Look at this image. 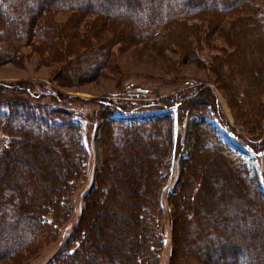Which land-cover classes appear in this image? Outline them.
Segmentation results:
<instances>
[{"label":"trees","instance_id":"16d2710c","mask_svg":"<svg viewBox=\"0 0 264 264\" xmlns=\"http://www.w3.org/2000/svg\"><path fill=\"white\" fill-rule=\"evenodd\" d=\"M34 1L38 0H0L1 62L18 61L21 48L35 38L39 43L35 48L48 50L52 56L45 57L54 59L60 68L74 69L75 74L69 77L78 83L103 71L116 44L123 48L140 45L157 54L179 48L189 57L188 62H199L205 50L220 52L226 45H233L235 54L229 56L225 72L230 74L229 83L234 90L238 88L237 95L247 97V92L251 99L260 98L251 107L245 102L254 122L248 118L244 122L256 135H250L247 128L242 136L230 125L217 96L206 83L157 99L124 101L116 98L125 95L119 91L123 88V74L116 82L114 94L100 100L76 98L100 104L98 117L93 120L83 109L66 105L73 97L61 92L52 81L0 83V162L16 161L19 171L22 168L25 173L18 174L21 183L11 181L17 191L19 185L27 192L33 189L32 196L16 206L13 187L0 185V228L4 227L15 241L10 248L0 250V264H25L43 250L42 246L57 238L62 224L71 216L73 193L86 178V147L75 116L87 126L100 122L103 161L63 247L45 264H158L163 246L161 168L172 143V113L134 120L115 116L152 106L175 110L181 126L187 115L196 116L191 130L192 150L188 157L181 158L180 181L175 190L165 194L174 243L168 264H215L218 254L223 259L220 264H264V193L257 187L247 163L222 138L219 129L255 155L264 151V138L257 132L264 115V0H93L88 4L78 0H40L29 6ZM57 15H64L65 19L57 21ZM235 32L237 43L233 44L230 42ZM211 57L215 59L209 61L213 65L223 62L214 52ZM236 101L240 106L244 104ZM20 115L23 119L17 122ZM202 145L209 150L199 154ZM142 148L146 151L141 156L137 152ZM175 149L179 157L180 145ZM19 152L28 154L32 162L17 163ZM38 158L43 160L41 165L36 162ZM224 159L229 161L231 172L251 190L242 187L247 195L241 197L237 193L228 200L227 194L226 200L218 203L217 195L212 193L214 201L208 205L201 197L211 194L209 181L215 177L213 174L222 175L221 170L214 169V162ZM137 160L139 166L135 164ZM35 173L37 187L31 180ZM225 178L226 193L232 192L230 176ZM123 183L130 187L132 197L129 206L122 208L125 212H121L123 205L119 201ZM8 191L15 193L14 197L3 196ZM236 191L240 192L238 188ZM103 202L108 205L107 210L93 215L107 218L104 223L108 244L103 249L104 260L93 262L99 245L95 239L101 227H94L95 216L90 214L93 205ZM250 225L257 228L246 236L244 230ZM235 237H240V245L234 244ZM233 244L235 254L227 251Z\"/></svg>","mask_w":264,"mask_h":264},{"label":"rangeland","instance_id":"374dc122","mask_svg":"<svg viewBox=\"0 0 264 264\" xmlns=\"http://www.w3.org/2000/svg\"><path fill=\"white\" fill-rule=\"evenodd\" d=\"M79 1L84 2V4H88L93 0H78V2ZM36 2L38 4L40 0ZM36 2L34 1V4L28 5L33 6ZM64 19V15H57V21H62ZM235 36L236 32L233 34V42L230 43H237ZM7 38L10 37L7 36ZM37 43L35 42L34 38V40L30 42V44L22 47V57L18 61H0V83L11 81L19 82L29 79L39 80L46 84H49V82L52 81L56 84L55 87L58 88L61 92L73 97L71 100H68L66 102V105L75 106L78 109H83L90 120L98 117L97 110L100 108L98 106L100 104L91 101L82 102L77 100L76 98L85 100H100L106 96L114 94L117 90L116 82L119 81L120 75L123 74L125 75L122 79L123 88L120 87L119 89L121 90L119 91L123 90V94L125 95L119 97L116 96V98H121L122 100L126 99L124 101H127V99H131L133 101L141 102L145 101L146 99H157L166 94H171L175 91H180L188 87H194L199 83H206L210 86V88H212L214 94L217 96L218 102L221 105L230 125L242 136H245V131L247 130V128L250 129V124L245 123V119H250V116L253 115L250 107L254 106L257 101L260 100V98L251 99L248 96L247 92L246 94L248 98L246 97V95H244L243 97L237 95L238 88H235L234 90L232 84L229 83L230 74L225 72V70L228 67L227 62L230 61L229 56H231V53L232 55L235 54L234 52H232L233 45H226V49L223 48L222 51L220 50V52L205 50L201 52L200 57L202 59L199 60V62H188L186 60L189 57H187L186 55L184 56L179 48H173L171 50H167L165 52L157 54L155 51H151L140 45L130 48H123L116 44L111 50V54L105 68L99 75L94 76L88 80H82L78 83H74L69 76L75 74V70L60 68L59 64L53 58V60H51L45 57L52 56L48 50L44 49L43 47H40L39 49L35 48L38 47L39 43ZM221 43L222 42L220 41L217 42L218 45H221ZM213 52L217 54L218 59L220 58L223 61L222 63L213 65L212 62H209L211 60H215L213 59L214 57H211V53ZM208 64L209 67H207ZM238 79H240L239 76ZM13 97L16 96L13 95ZM237 99L244 101V104L242 103V105L240 106L236 101ZM245 102H248L250 107L246 105ZM167 113H172L173 118V123L171 124L172 143L168 149V152L166 153L164 159L165 163H163L164 165L161 168L162 175L164 176L162 182L163 184L159 191L161 204L160 206L162 208L161 231L163 235V246L160 252L158 264H168V258L171 254V250H173L174 247V243L172 241L171 217L169 206L167 204V201L165 200V194L168 191L175 190L180 181L181 158L188 157L189 153L192 150L191 130L193 121L196 119V116L187 115L181 126L179 123H177L175 110H171V108H159L152 106L150 108H140L115 115L116 117L126 120H134L156 117L158 115ZM75 118L80 122L81 140L86 147L84 168L86 178L84 182L81 183L73 193V210L68 220L62 224L60 234H58L57 238L47 244L45 247L42 246L43 250L36 254L33 258L29 259L25 264H45L47 263L49 258L55 255L60 250V248L63 247L66 241V234L69 230V227L77 220L78 216L82 213L84 208V195L90 190V188L94 186V178L96 176L97 169L103 161V152L101 151L99 144L101 139L99 124L100 122H98L97 124L91 123V125L87 126L82 118H80L79 116H75ZM22 119V115L18 116L17 122ZM253 120L254 117L250 119V122H252ZM253 125L254 124L251 123L252 130ZM258 127V134L261 135V138H264V115L260 120ZM219 129L222 138L232 148L236 149V152L247 163L250 174L254 177L257 187L264 193V151L259 153L258 155H255L251 151L247 150L241 143H238L233 138H231L221 127H219ZM247 132L250 135H256V132L254 130L251 131L250 129ZM2 137L3 135L0 134V148L3 146ZM177 144H179L181 148L179 157L176 156L175 152V146ZM204 147L206 146H200V149H198L197 153L200 152L199 154H204V152L209 150L204 149ZM197 148L198 145L195 150H197ZM207 148L209 147L207 146ZM145 151L146 149L142 148V150L138 151L137 154L142 156ZM204 157L205 161H207L208 156L205 155ZM30 160L31 158H29L28 154L24 155L23 152H19V162L17 163L23 164L26 162H32ZM36 162L37 164L41 165L43 163V160L38 158ZM143 163L144 162H142V165ZM214 163V169H216V171L221 170L222 175L220 174L218 176L217 172L213 174L215 175V177L211 181H209L211 194L202 196L201 201H204L206 204L209 203L208 205L212 204V202L214 201V193L217 195V197H215L217 203L218 201H225L227 194L230 198H227L228 200L234 199L237 193L241 195V197L247 195L242 187H244L245 190L247 189V191L250 188L244 184L242 178H240L234 172H231L230 163L227 159L222 160V162L218 161L217 163ZM135 164L139 166V160H137ZM11 165L12 167H10ZM224 170L226 171V174H224ZM18 174L24 175L25 173L23 172L22 168H20L19 171V168L16 166V161L12 163H8L6 161L2 163L0 162V175L2 176L0 179V185L2 187L3 184H6L11 188L13 187L12 189L16 192V201L14 202V205L16 206L19 204V201L27 200L33 194V189H30V191L28 190L27 192L26 190L22 189L21 185H19L20 191H17V188H14V186L11 185L12 180L21 183L22 178L21 176L19 178ZM226 175L230 176L231 179L230 189L232 190V192L228 190V193H226L228 187L226 186ZM220 177H222V180L220 179ZM31 178L34 187L39 186L37 185L38 183L36 184L37 173L33 174ZM236 188H238L240 192H237ZM233 190L235 192H233ZM130 192V187L123 183L121 190H119V201H122L123 205L121 207V212H125V210L122 208L125 207L126 209V207L129 206V201L132 199ZM14 194L15 193H10V191H8L6 193L4 192L3 196L8 197L9 195H11L14 197ZM107 206L108 205H106L105 202H103L99 206L96 205L94 207L93 205V212L92 214H90L91 217L95 216L94 227H96V229L101 227V231L99 232L98 237L95 239L97 240L99 245L97 249L98 253H96V256L93 257V262H101L102 260H104L105 250L103 249H105L108 244V234L106 231L107 223H104L107 218L103 219L100 215L96 216L95 214L93 215V213H96V211L100 212L102 210H107L105 209V207ZM109 219L113 220L111 216L109 217ZM255 228L257 227L253 225L247 226V228L244 230L245 233H243L247 236L248 234H251ZM10 236H12V234L6 232V229L4 227L0 228V239L2 241V244H0V250H3L7 247L10 248V246L15 243V241L10 238ZM256 236V234L253 235L254 238ZM233 242L235 245H240V237H235ZM234 244L233 247L232 245L229 246L227 248V251L235 254L236 247L234 248ZM225 250L226 249H224V251ZM217 260L218 262H216L215 264H220V262L223 260L219 257V254Z\"/></svg>","mask_w":264,"mask_h":264}]
</instances>
